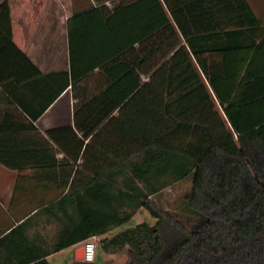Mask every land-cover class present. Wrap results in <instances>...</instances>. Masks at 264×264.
Masks as SVG:
<instances>
[{"label": "trees", "instance_id": "trees-1", "mask_svg": "<svg viewBox=\"0 0 264 264\" xmlns=\"http://www.w3.org/2000/svg\"><path fill=\"white\" fill-rule=\"evenodd\" d=\"M94 1L76 14L81 33L70 27V70L44 75L14 43L10 5L0 0L8 24L0 30V113L2 93L33 121L69 86L77 99L73 125L45 133L31 119L0 118V164L59 174L67 189L58 202L66 233L39 250L23 221L0 237V264H51L50 253L128 223L141 208L153 224L99 241L107 253L127 252L122 264H264V6ZM14 64L22 69L11 71ZM12 81L34 83L33 111ZM190 176L180 217L153 199Z\"/></svg>", "mask_w": 264, "mask_h": 264}, {"label": "crops", "instance_id": "crops-1", "mask_svg": "<svg viewBox=\"0 0 264 264\" xmlns=\"http://www.w3.org/2000/svg\"><path fill=\"white\" fill-rule=\"evenodd\" d=\"M8 2L13 41L18 48L44 75L70 70V27L73 28L75 37L79 35L81 32L76 29L78 27L76 25L80 20L76 18V14L96 6V2L94 0H8ZM106 4L113 7L110 1ZM261 4L263 7V3ZM4 28L7 29L8 24L5 19L0 18V30ZM10 69L17 72L22 67L14 64ZM94 83L96 85L97 81L90 84ZM10 84L15 94L24 97V101L33 111L36 92L34 83H27L26 88L19 87L14 81ZM40 85L42 89L38 97L44 102L49 98L48 82H42ZM12 96L9 93H2V101H6L8 106L0 113V118L8 116L11 124L24 121L28 123L31 119L45 133L54 127L74 123V104L77 99L72 86L66 88L36 121L20 109L19 103ZM114 115L117 116L118 111H115ZM58 156L62 157V154ZM82 162L80 159L76 166ZM26 166L27 168L18 170L0 164V237L21 222L29 221L27 235L30 238V246L33 247V243L36 242L39 250L49 249L62 234L66 233L64 214L58 202L67 189L59 187L58 182L63 181L59 174L33 169L28 167L29 163ZM125 224L97 236L98 248L102 249L100 239L127 229ZM83 243L84 241L74 243L52 252L47 256V260L51 264H74ZM18 250H21V245Z\"/></svg>", "mask_w": 264, "mask_h": 264}, {"label": "rangeland", "instance_id": "rangeland-1", "mask_svg": "<svg viewBox=\"0 0 264 264\" xmlns=\"http://www.w3.org/2000/svg\"><path fill=\"white\" fill-rule=\"evenodd\" d=\"M254 5L257 12H260L262 7V0H250ZM192 176L178 181L171 186L164 189L162 192L158 193L157 195L153 196V199L157 201L163 208L170 210L171 212L175 213L178 217H180V213L183 211V208L186 203V199L189 197L192 189ZM147 221L150 224L155 222V218L150 214V212L145 209L141 208L137 211L134 217L124 226L127 228L133 227L136 224ZM184 221L188 224H191L190 219H184ZM127 252H116V253H107L103 251V249L97 248L95 263H104L110 262L114 264H122L128 259Z\"/></svg>", "mask_w": 264, "mask_h": 264}, {"label": "built area", "instance_id": "built-area-1", "mask_svg": "<svg viewBox=\"0 0 264 264\" xmlns=\"http://www.w3.org/2000/svg\"><path fill=\"white\" fill-rule=\"evenodd\" d=\"M84 246V261L94 262L96 257V251L98 248V238L93 236L83 243Z\"/></svg>", "mask_w": 264, "mask_h": 264}, {"label": "water", "instance_id": "water-1", "mask_svg": "<svg viewBox=\"0 0 264 264\" xmlns=\"http://www.w3.org/2000/svg\"><path fill=\"white\" fill-rule=\"evenodd\" d=\"M77 260H84V246H81L77 252Z\"/></svg>", "mask_w": 264, "mask_h": 264}]
</instances>
